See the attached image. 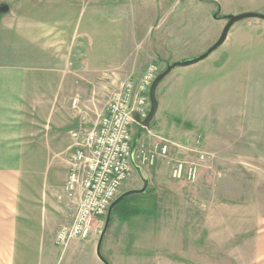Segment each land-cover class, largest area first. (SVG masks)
<instances>
[{"label":"rangeland","instance_id":"rangeland-1","mask_svg":"<svg viewBox=\"0 0 264 264\" xmlns=\"http://www.w3.org/2000/svg\"><path fill=\"white\" fill-rule=\"evenodd\" d=\"M159 1L163 6L167 1L174 3L173 0H154V3ZM176 4L178 11L174 13L169 10L172 5L149 12L140 7L137 0L138 9L126 11L124 18V22L126 18L133 21L128 40L122 41L132 50V56L128 57L129 69L134 68L132 62L137 55L148 52L150 44L157 48L162 43L169 56L153 57L134 71L99 74L91 71L93 68L82 53L86 39L80 43L82 50L76 59H69L67 73L42 74L46 88L35 89L32 95H43L45 101L25 106L28 118L32 117L27 124L21 169V182L26 185L23 188H27V193H39L44 181L42 175L52 162L54 169L49 167L50 177L58 179L66 175L64 172L69 169V158L75 148H69V129H76L75 133H70L71 137L83 139L103 113L108 94L124 80L136 81L149 63L157 64L159 73L168 63L194 57L176 58L185 53H197L202 38L211 28L217 26L220 35L227 14H264V0H178ZM159 15L161 23H167L164 42L139 40V35L136 38L135 32L142 31V24L155 22ZM180 20L185 28L176 31ZM126 32L124 25L123 33ZM208 58L213 60L205 68L212 70L209 84L202 80V72L172 77L173 72ZM197 63L178 66L159 82L156 95L162 96L175 83L179 84V92L172 98L169 110L163 113L162 122L160 113L155 114L156 123L150 126L149 132L183 145V149L171 151L174 158H194L192 150L195 149L204 152L206 158L191 182L172 179L171 162L167 160H163L167 164L161 161L142 170L148 180L146 190L155 196L157 208L152 215H138L124 222L112 214L101 248L105 250L102 251L105 257L114 258L119 264H126L124 259L130 251L136 250L135 244L138 261L134 264H264V256H257L264 248V19L249 17L235 22L221 46ZM55 80L59 83L56 95L62 100V104L56 105L60 125L43 130L37 121L50 108L47 103L49 97H53ZM142 134L145 142L153 137L147 132ZM11 170H15L14 174L9 172L14 184L17 170ZM3 175L5 179V172ZM141 186L142 179L134 171L121 191ZM67 196L64 212L55 209L57 214L67 216L60 223L72 218L78 204L75 192ZM60 201L56 203L61 204ZM103 223L104 218H101L97 231L89 238L90 243L77 238L71 240L75 241L76 253L71 258L56 247L53 264H91L86 260L89 255L96 260L94 248Z\"/></svg>","mask_w":264,"mask_h":264},{"label":"crops","instance_id":"crops-1","mask_svg":"<svg viewBox=\"0 0 264 264\" xmlns=\"http://www.w3.org/2000/svg\"><path fill=\"white\" fill-rule=\"evenodd\" d=\"M173 1L174 3L167 1L165 4L164 2L165 6H163V2L160 3V1L155 4L154 0H139V5L149 12L160 11L161 7L163 9L172 5L169 10L174 13L178 11L176 8L178 0ZM134 2L137 3V0H0V6L8 5L6 11L0 12V264H53L57 257L56 247H59L54 242V234L61 220L67 217L57 214L55 209L63 211V208L67 207L69 198L64 190V182L68 171L64 172L66 175L58 179L50 177L49 172L54 169L52 162L49 165L51 169L48 167L45 175L42 173L44 181L42 185L40 184L37 195L27 193V188H23L26 185L21 182L27 124L31 123L30 118H32H28L25 113V106L42 104L45 101L43 95L39 97L32 95L33 90L40 91L46 88L42 81L44 79L42 74L54 73L56 76L58 73H67L69 59L71 57L73 60L76 59L82 50L80 43L86 39L87 43L82 53L93 68L91 71L99 74L100 72L119 74L123 71H134L136 67L153 57L169 56L162 43L157 48L150 44V46L147 45L148 52L137 55V59L135 58L132 62L133 70L129 69L128 57L132 56V50L122 41L128 40L133 22L130 18H126L127 22H124L126 11L138 9ZM161 22L162 16L159 15L155 22L142 24L144 25L142 31L135 32L136 38L139 35V40L146 38L150 42H164L168 31L165 26L167 23ZM124 25L127 26L126 34L123 33ZM176 25V31H183L185 28L182 20ZM170 29L172 32L173 28L170 27ZM219 32L220 29L218 30L217 26L211 28L202 38L197 53L196 51L185 53L176 58L201 54L217 40ZM136 44L134 46H137ZM143 55L145 59L141 58ZM212 61L208 58L205 62H196L197 64L188 66L184 70L173 72L172 77L202 72L201 75L204 77L202 80L209 84V75L212 74V70H205V68L208 64H212ZM55 84L52 87L53 97H49L47 103L50 108L41 114L42 119H37L38 121L33 119L40 122L43 130L46 127L60 125L61 119L57 116L56 105L62 104V100L56 95L59 83L56 81ZM178 92L179 84L175 83L164 91L162 96L156 95L158 100L156 113H160L161 122L163 113L169 110V104L172 98L178 96ZM51 106H53L52 109ZM153 118L150 126L156 123L155 115ZM75 130L69 129V148L75 147L84 140L80 137H71ZM140 132L142 134L144 129L139 124H135L134 140ZM163 163L167 164L164 161L161 164ZM11 169L17 170L14 184L9 178V172L15 173V170ZM27 183L30 184L25 182ZM75 193L79 198L81 189L77 188ZM58 199L61 200V204L56 203ZM68 220L69 218H66L64 222ZM93 236L94 234L90 238ZM90 240L86 239L89 243ZM134 247L136 250H133V253L129 252L124 263H137V244ZM60 248L61 251L67 252L70 258L76 255L75 241H70L65 248ZM130 248L133 249L132 246ZM101 251L105 250L101 248ZM94 256L96 260L90 255L87 256L88 263L103 264L96 253ZM257 256H264V248ZM105 258L110 264H119L114 258Z\"/></svg>","mask_w":264,"mask_h":264},{"label":"built area","instance_id":"built-area-1","mask_svg":"<svg viewBox=\"0 0 264 264\" xmlns=\"http://www.w3.org/2000/svg\"><path fill=\"white\" fill-rule=\"evenodd\" d=\"M159 67L149 63L139 78L124 80L108 94L103 113L86 132L69 158V169L64 182L67 194L81 189L72 218L61 223L54 242L65 248L72 239L86 240L97 231V223L104 218L111 201L121 192L122 185L131 177L135 166L147 169L167 160L171 162L169 175L174 180L194 181L206 158L200 149L192 150L194 158L172 156V150L183 145L167 137L149 132L150 141L139 137L135 147V116L143 119L149 109V87ZM179 153V152H178Z\"/></svg>","mask_w":264,"mask_h":264},{"label":"water","instance_id":"water-1","mask_svg":"<svg viewBox=\"0 0 264 264\" xmlns=\"http://www.w3.org/2000/svg\"><path fill=\"white\" fill-rule=\"evenodd\" d=\"M8 9V5L4 4L0 6V12L6 11ZM249 17H257L264 19V14L257 13V12H241L238 14H227L225 15V18L227 19L226 24L224 25L219 37L217 40L209 46L204 52L201 54L187 58V59H181V60H175L171 63H168L164 70H162L160 73H158L155 78L153 79L150 87H149V109L147 112V115L140 119L138 116L134 117V120L137 124L140 126L146 128L147 130L150 129V122L152 118L154 117L155 113L158 109V100L156 98V88L159 84V82L163 79L165 75H167L172 69L178 67V66H187L193 63H196L204 58H206L211 52H213L216 48H218L226 39L228 31L230 27L237 21L243 19V18H249ZM141 135V132L136 135V139L133 141L132 149L135 147L139 137ZM136 173L139 175V177L142 179V186L138 188H130L124 191H121L109 204L107 208L106 215L104 217V223L100 230V233L98 235L96 244H95V253L97 258L103 263V264H110L109 261L105 258V256L102 254L101 246L103 242L104 235L109 227L112 212L114 206L124 197L130 195V194H140L143 193L146 190V187L148 185V180L143 177L142 169L138 166H135Z\"/></svg>","mask_w":264,"mask_h":264},{"label":"trees","instance_id":"trees-1","mask_svg":"<svg viewBox=\"0 0 264 264\" xmlns=\"http://www.w3.org/2000/svg\"><path fill=\"white\" fill-rule=\"evenodd\" d=\"M177 121L181 122L180 119H177ZM184 125L189 126L187 122H184ZM156 208L155 196L149 194L148 190H145L143 193L130 194L121 199L114 206L112 214L124 222L138 215H152L156 212Z\"/></svg>","mask_w":264,"mask_h":264}]
</instances>
